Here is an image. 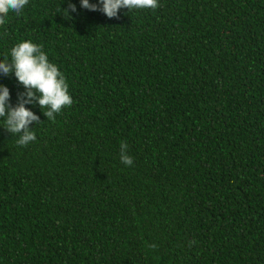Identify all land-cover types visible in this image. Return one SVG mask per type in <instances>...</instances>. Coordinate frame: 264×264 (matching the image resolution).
<instances>
[{
    "label": "trees",
    "instance_id": "trees-1",
    "mask_svg": "<svg viewBox=\"0 0 264 264\" xmlns=\"http://www.w3.org/2000/svg\"><path fill=\"white\" fill-rule=\"evenodd\" d=\"M0 264H264V0H0Z\"/></svg>",
    "mask_w": 264,
    "mask_h": 264
}]
</instances>
